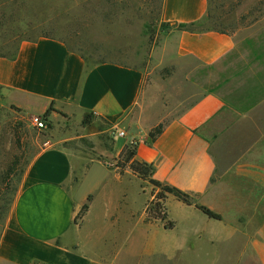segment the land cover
<instances>
[{
	"label": "crops",
	"instance_id": "crops-1",
	"mask_svg": "<svg viewBox=\"0 0 264 264\" xmlns=\"http://www.w3.org/2000/svg\"><path fill=\"white\" fill-rule=\"evenodd\" d=\"M207 9L208 0L163 1L162 19L175 26L171 31L175 56L192 60L185 77L202 93L153 140L146 136L149 129H138V118L130 117L141 96L142 71L114 62L89 66L62 41L46 37L22 40L13 58L0 57V115L12 109L26 116L41 115L51 107L50 120L62 118L81 130L73 138L46 142L25 168L0 228V264H116L115 237L99 236L100 228L120 233L137 226L150 248L158 245L169 257L178 248L197 249L203 242L200 248L225 245L242 250L232 264H264V176L222 172L234 168V163L220 154L224 140L243 137L248 130L259 132L250 144L257 146L255 153H264V140L258 141L264 138V25L240 38L181 29L202 21ZM87 115L90 122L82 125ZM120 130L137 138L134 160L152 165L153 179L192 194L220 220L168 195L164 206L173 227L164 229L145 214L152 196L137 214L130 182L140 178L128 165L103 162L65 144ZM125 139L113 137L116 155L127 144ZM92 167L98 175L81 191L79 185ZM245 201L255 204L250 205L251 214L249 207H239ZM84 204L87 210L75 222ZM95 212L100 224L95 234L102 248L93 245L97 252H91L83 248L80 237ZM235 234L243 240L233 242Z\"/></svg>",
	"mask_w": 264,
	"mask_h": 264
},
{
	"label": "rangeland",
	"instance_id": "rangeland-1",
	"mask_svg": "<svg viewBox=\"0 0 264 264\" xmlns=\"http://www.w3.org/2000/svg\"><path fill=\"white\" fill-rule=\"evenodd\" d=\"M162 5L163 0H0V57L9 58L15 54L22 40H35L47 34L67 42L71 49L84 55L89 64L114 62L142 71L141 96L130 117L138 118V129H149L147 136L158 125L163 126L177 117L202 93L185 77V70L192 60L175 56V43L171 36L175 26L162 19ZM262 25L264 0H208L203 28L220 29L240 38ZM29 119L30 116L14 109L0 115V228L8 212V201L17 185L16 173L24 162L43 148L46 142L81 134L77 125L62 118L56 121L48 118L47 127L43 130L35 129ZM255 123H252V129ZM259 135L256 130H248L243 137L237 135L224 140L220 154L227 156L229 164L234 163V168L221 171H230L232 175L238 172L240 177L264 176V168L260 165V162L264 163V153H255L257 146L250 144V140H256ZM133 140L138 141L137 138ZM261 140L264 138L258 141ZM65 142L76 151L89 153L90 157L103 162H115L122 168L131 164L126 160V150L135 147L124 145L116 155L113 136L108 131L99 133L98 138L78 137ZM247 148L250 151L245 152ZM257 159L260 161L258 165ZM86 164L91 166L88 161ZM235 164L243 167L236 168ZM97 175L98 170L92 167L82 179L80 190L90 188ZM234 187L244 189L246 186L235 184ZM259 187L253 186L257 191ZM130 188L137 214L148 195L158 192L147 181L136 178L130 182ZM253 203L245 201L239 207H249L248 214H251L253 207L250 205H255ZM169 211L173 213L172 208ZM96 218L95 212L80 237L83 248L91 252H97L92 249L93 245L102 248L100 238L95 234L100 228ZM225 219L229 218L225 216ZM91 229H94L92 234ZM98 235L115 237L112 252L116 264H232L242 251L229 250L224 248L225 245L222 248H200V244H203L200 242L199 249L185 248L179 252L178 248L169 257L166 250H160L158 245L150 248L148 239L140 234L138 226L134 231L120 233L100 228ZM161 237V234H157L158 240ZM240 239L243 240L240 235L232 236L233 242Z\"/></svg>",
	"mask_w": 264,
	"mask_h": 264
},
{
	"label": "trees",
	"instance_id": "trees-1",
	"mask_svg": "<svg viewBox=\"0 0 264 264\" xmlns=\"http://www.w3.org/2000/svg\"><path fill=\"white\" fill-rule=\"evenodd\" d=\"M164 1V0H163ZM204 26V19L198 23H192L189 25H183L180 26L181 29H184L186 31L189 32H202V31H206V30H213V31H218L220 33H225L228 34L226 32H224L223 30L220 29H216V28H203ZM40 37H46V38H53V39H58V38H54L53 36L47 35V34H42L40 35L38 38ZM37 38V39H38ZM60 41H62L69 50L75 51L73 49L70 48L69 44L67 42H65L64 40L58 39ZM77 53H79L78 51H75ZM80 54V53H79ZM81 57L83 58V60L85 61V63L87 65H94L97 63H101V62H105V61H99V62H91L90 64L88 63L87 59L85 58L84 55L80 54ZM15 56V54H13L11 57L9 58H13ZM89 59H92V57H89ZM52 108L49 107L48 110L46 111V113H44L42 116L44 117H48V112L51 111ZM90 122V117L89 115H87L81 122L82 125H87ZM163 126L162 125H158L153 131H150L147 135V137L151 140H153L154 138H156L162 131ZM134 149H130L128 148L126 150V160L131 161V164L128 165L129 169L133 172V174H135L138 178L147 181L148 183H150L154 188L158 189V192L155 193V195H152V199L147 203L146 207H145V214L146 216L151 219V220H155V221H159L163 224V228L164 229H171L173 227V222L167 220V216H166V208L164 206V202L167 198L168 195L173 196L176 200L181 201L184 204L187 205H194V207L196 209H198L201 213H203L205 216H207L210 219H214V220H220V215L213 212L212 210L208 209L205 206L199 205L194 201V196L190 193L184 192L176 187L167 185V184H163L159 181H156L155 179H153V173H154V167L150 164L144 163V162H139L137 160H134ZM36 155L33 154L26 162H24V164L20 167V169H18L16 176H17V185L14 188L11 198L8 201V209L9 210L16 191H17V187H18V183L20 180L21 175L23 174L25 168L27 167V165L30 163L31 159ZM116 166H118V164H116ZM88 205L84 204L80 211L78 212V214L75 216V222L77 219H79L82 215H84V213L87 210Z\"/></svg>",
	"mask_w": 264,
	"mask_h": 264
},
{
	"label": "built area",
	"instance_id": "built-area-1",
	"mask_svg": "<svg viewBox=\"0 0 264 264\" xmlns=\"http://www.w3.org/2000/svg\"><path fill=\"white\" fill-rule=\"evenodd\" d=\"M42 115L43 114L30 116V124L37 130H43L47 127L48 117H44ZM112 136L117 138H127V147L132 148L137 144V141L133 140L134 138L127 137L126 134L121 130L113 132Z\"/></svg>",
	"mask_w": 264,
	"mask_h": 264
}]
</instances>
